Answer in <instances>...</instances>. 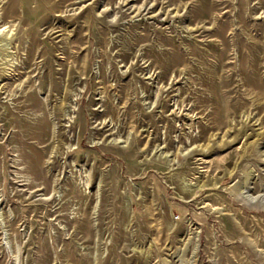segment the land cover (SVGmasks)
<instances>
[{
	"label": "rangeland",
	"instance_id": "1",
	"mask_svg": "<svg viewBox=\"0 0 264 264\" xmlns=\"http://www.w3.org/2000/svg\"><path fill=\"white\" fill-rule=\"evenodd\" d=\"M0 264H264V0H0Z\"/></svg>",
	"mask_w": 264,
	"mask_h": 264
}]
</instances>
